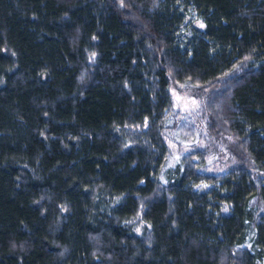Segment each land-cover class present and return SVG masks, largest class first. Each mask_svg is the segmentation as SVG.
<instances>
[{
  "label": "trees",
  "instance_id": "1",
  "mask_svg": "<svg viewBox=\"0 0 264 264\" xmlns=\"http://www.w3.org/2000/svg\"><path fill=\"white\" fill-rule=\"evenodd\" d=\"M0 264H264V0H0Z\"/></svg>",
  "mask_w": 264,
  "mask_h": 264
},
{
  "label": "rangeland",
  "instance_id": "2",
  "mask_svg": "<svg viewBox=\"0 0 264 264\" xmlns=\"http://www.w3.org/2000/svg\"><path fill=\"white\" fill-rule=\"evenodd\" d=\"M171 94L173 95L174 102L176 106H178L181 110L187 111L192 110L196 107L195 100L186 93L178 94L176 91L172 90ZM221 146H219V154L212 155V157L208 158V171L214 173L215 175H220L227 170H231L237 166L236 160L231 156L232 146H233V139H221ZM195 148L189 147V145L184 144L182 146V153L194 151L196 149L203 150L205 147L204 141H197ZM113 204H109L108 207H111ZM127 225L131 226L132 231L137 234L141 235L145 229L149 227L141 222V218L135 219L130 221Z\"/></svg>",
  "mask_w": 264,
  "mask_h": 264
}]
</instances>
